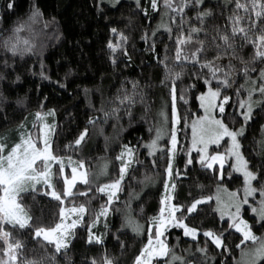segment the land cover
I'll return each mask as SVG.
<instances>
[{"label": "trees", "instance_id": "trees-1", "mask_svg": "<svg viewBox=\"0 0 264 264\" xmlns=\"http://www.w3.org/2000/svg\"><path fill=\"white\" fill-rule=\"evenodd\" d=\"M8 2L13 4L11 9L6 7ZM179 3L180 0H175V4ZM158 4L154 11L150 6L151 0H139V5L137 0H122L116 5L101 3V0H0V135L7 134L11 143L17 139V125L24 122L31 128L35 112L54 109L55 116L48 121L52 123L54 120L57 125L53 137L56 154L83 159L92 174H96L101 163L110 165L106 177L97 179L95 176L92 191L87 196L75 197L74 203H85L89 213L74 230L75 236L68 249L55 254V264H91L93 259L97 264H103L105 254L116 264H133L134 257L146 242V235L134 233L127 226L126 218L130 215L147 229L151 218L157 216L162 207L166 180L170 186L176 185L172 202L182 205H190L194 199L203 196L214 197L218 185L234 191L242 189L243 177L230 167L231 162L224 166L222 180L219 179V166L203 168L197 162L196 153L192 155L193 164L186 166L187 150L191 146L190 125L202 114L197 97L207 91L203 80L193 73L201 71L206 75L207 69L201 70L199 65L193 67L190 63L181 66L173 60L180 16L176 15V23H171L169 16L163 17V21L170 23L172 28L170 35L164 28H158L164 11L163 0H158ZM34 7L42 15L32 23L29 16ZM233 8L234 3L228 0H204L198 7L190 5L185 8L183 30L187 34L192 26L202 29L193 34L194 42L189 46H198L196 38L204 41L202 59L213 60L220 53L221 58L215 63L225 71L229 70V62L234 67L230 79L235 82L230 88H222V96L230 97L223 118L231 128L244 126V134L239 137L242 153L249 161L250 169L264 175V102L254 110L251 121L246 125L238 110L239 100L246 99L247 92L241 89L239 96L236 93V89L245 83L240 58L249 61L254 49L250 44L241 48L243 41L237 36V53L233 58L230 53L224 54L223 42L219 38L220 34L231 32L228 17ZM204 9L211 10V15L204 18L202 25L196 14ZM21 24L24 27L18 33L19 38L21 41L27 39L32 51L13 55L3 44ZM113 28L117 30L115 33ZM120 33L127 39L113 53L108 43H117ZM251 67L255 70L250 72V76L256 79L264 63L256 61ZM169 70L183 72L181 79L176 81L180 123L177 124L178 145L171 179L166 172L170 137L165 135L155 155H149L143 147L155 135L162 108L169 117L166 127H170L169 88L161 83L167 80ZM193 84L195 87L190 88L189 85ZM215 84L213 81V86ZM182 92L187 103L179 99ZM126 93H135L134 102L121 104L117 98ZM113 109L118 111L113 113ZM106 112L109 113L107 117ZM217 116L220 117L218 112ZM90 119L95 123L90 124ZM85 127L88 128L86 141L78 150H66L64 146L73 142ZM150 127L153 128L151 133ZM125 144L136 148L135 159L122 181L118 198L108 206L107 216H102L92 228L102 243L93 241L89 244L87 226L107 202V195L95 189L98 184L118 178L121 164L116 157ZM227 149L228 140H225L211 152H226ZM79 191H85L84 185L79 186ZM24 203L31 208L32 215L41 218L43 224L54 226L59 222L58 204L50 197L35 193L28 195ZM72 203L68 201L66 206L70 207ZM216 207L213 198L198 205L196 211L189 215L186 222L200 229L195 240L184 237L182 229L171 228L168 230L170 235L166 233L170 245H178L176 253L191 264H220L224 259L228 264H234L233 258L239 259L235 245L239 243L240 236L234 229L230 230L231 234L225 232V243L232 250L231 255L225 253L221 256V249L215 248L211 240L203 236L204 230L219 233L228 228L227 219L220 220ZM246 214L244 216L248 217L250 224H255L254 230H259L257 236L264 233V228L255 223L248 210ZM177 237H180L179 241ZM21 239L26 241L25 253L30 258L40 260L54 254L52 246L41 248L27 233ZM206 240L209 246L207 256L197 251V247H204Z\"/></svg>", "mask_w": 264, "mask_h": 264}, {"label": "snow or ice", "instance_id": "snow-or-ice-1", "mask_svg": "<svg viewBox=\"0 0 264 264\" xmlns=\"http://www.w3.org/2000/svg\"><path fill=\"white\" fill-rule=\"evenodd\" d=\"M203 2L204 0H180L179 4H175V0H163L164 11L161 14L162 21L158 25V28H164L171 35L170 23L164 22L163 17L169 16L170 22L176 23L175 17L179 15L180 21L177 25L179 32L175 39L173 60L181 66L190 63L193 67L199 65L201 70L207 69L206 75L201 71L193 73L203 80L207 86V91L202 92L197 97L204 115L192 120L191 146L187 150L186 166L193 164L194 159L191 157V152L195 150L198 155L197 162L203 168L213 169L214 165H219V179L222 180L226 160L231 157L230 167L235 172L242 174V189L229 191L227 188L218 185L214 197L203 196L194 199L190 205L173 203V197L168 195L161 200L162 207L159 214L151 218L147 229H144L129 215L126 218L127 226L137 235H146V242L142 244L138 254L134 257L133 264H191L185 257L176 253L175 248L178 245H170L166 233L170 235L169 228L182 229L184 237H192L195 240L200 229L190 226L186 220L191 213L196 211L198 205L212 201L213 198L217 206L215 210L218 212L220 220L224 221L227 217L228 228L219 233L210 229L204 230L203 236L210 239L215 248L221 249V256H224L225 253L231 255L232 250L225 243V232L231 234L230 230L235 229L240 239L239 243L235 245L236 249L239 250V259L233 258L234 264H264V233L257 236L253 231L255 224H250L242 216V210L250 211L255 223L264 228V175L250 169L249 161L241 151L239 137L244 134V126L242 125L239 129L231 128L223 118L226 115L225 106L230 97L228 95L222 96V88H230L235 82L230 79L234 67L229 62V70L225 71L218 63H215L221 58L220 53L213 60L202 59L201 54L205 51L204 41L196 38L195 44L198 46L189 47L194 42L193 34L199 33L202 29L192 26L188 29L187 34L183 30V25L186 22L184 20L185 8L190 5L198 7ZM228 2L234 3V8L228 17L231 25L230 34L225 32L219 36L223 42L224 54L230 53L233 58L236 57L235 40L237 36L243 41L240 45L241 48L244 44H250L254 49V54L249 61L240 58L245 83L236 89L238 96L241 89L247 92L246 99L239 100L240 115L246 123L252 118L253 107L264 102V67L260 68L259 76L256 79H252L250 76V72L255 70L251 67L253 62L264 63V0H228ZM137 4L139 5V0H137ZM150 6L156 11L159 7L158 0H151ZM6 7L11 9L13 4L8 2ZM41 15L39 9L34 7L29 16V21L35 23ZM145 15L147 16L146 10ZM210 15L211 10L204 9L197 12L196 19L203 25L204 18ZM23 27L24 25L21 24L14 30L13 36L4 41L3 46L13 55L17 53L23 55L25 52L32 51L30 42L27 39L21 41L19 38L18 33ZM116 31L115 28L112 29L113 33ZM153 35H155V31ZM126 39L127 37L120 33L117 43L113 44L112 41H109V49L115 53ZM219 47L220 45H217V48ZM152 48L155 49L154 44ZM124 54L127 55V52L125 51ZM166 59L167 57H165ZM161 63H165V61H161ZM182 75V71L173 72L169 70L167 80L161 81L162 85L169 88L171 99L170 127H166L169 124V117L162 108L159 113L161 118L159 126L155 127V135L143 145L148 150L149 155H154L160 148V140L165 135L170 137L171 147L167 149L169 159L166 169L169 179L173 175V157L178 145L177 124L180 123L176 106V81L180 80ZM213 81H216L215 86H213ZM258 81L259 83H257ZM135 87L136 85L133 84L134 89ZM189 87H195V85H189ZM255 93H259L262 99L255 100L253 98ZM134 95L135 93L133 95L126 93L117 99L121 104H124L125 101L134 102ZM179 99L187 103L183 92ZM112 111L115 113L118 109ZM217 112L220 114L219 118ZM108 115L109 113L106 112L105 117ZM54 116V109H49L46 112H35L32 127L29 128L24 122L17 125V139L11 143H9L7 134L0 135V264H55V254L68 249L72 238L75 236L74 230L89 213L85 203H74L75 197L87 196L88 192L92 191L91 185L95 176L105 175L107 172V163L101 167L99 173L92 174L86 168L83 159L74 160L71 155L56 154L53 150V137L56 134L57 125L54 120L52 123L46 122V117ZM186 121L187 118L185 117V123ZM89 123L93 124L95 121L90 119ZM152 131L153 128L150 127L149 132ZM87 136L88 128L85 127L79 136L73 142L66 144L64 148L66 150H78L79 146L86 141ZM226 137L230 140V147L226 152L209 151L210 146H219ZM135 153L136 148L134 146L123 145L121 153L116 157L121 164L118 178L109 183L97 185L95 191L106 194L107 202L106 205L101 206L99 212L95 213L91 223L87 226V242L89 244L93 241L96 244L102 243L101 237L96 236L92 228L102 216H107L108 206L113 203L114 198H118L117 193L121 190L122 181L135 159ZM68 168L71 169L70 173L66 171ZM80 185H84L85 191H79ZM175 187L176 185L173 183L171 188L175 189ZM165 189L166 191L169 189L167 180L165 181ZM35 193H42L57 202L59 222L55 223L54 226L43 224L41 218L32 215L31 208L24 203L28 195ZM68 201H73L72 206H66ZM69 220L70 222H68ZM105 227H107L106 224ZM25 233L41 248L47 249L48 246H52L54 254L50 257H41L40 260L27 256L25 253L26 241L21 239ZM176 239L179 241L180 237ZM121 247L123 248V243H121ZM208 250L207 240L204 247H197V251L205 256H207ZM91 264H97L95 259L92 260ZM103 264H116V261L105 254ZM220 264H228V260H221Z\"/></svg>", "mask_w": 264, "mask_h": 264}, {"label": "rangeland", "instance_id": "rangeland-1", "mask_svg": "<svg viewBox=\"0 0 264 264\" xmlns=\"http://www.w3.org/2000/svg\"><path fill=\"white\" fill-rule=\"evenodd\" d=\"M120 1H122V0H101V3H106V4H109V5H116L117 3H119ZM162 28V27H161ZM257 83H259V81L257 82ZM253 98L255 99V100H261L262 98L260 97V94L259 93H255L254 94V96H253ZM199 104H200V101H199ZM262 103H259V104H257V105H255L254 107H253V112H254V110L256 109V108H258L260 105H261ZM201 108V107H200ZM225 108L227 109V104H226V106H225ZM201 110H202V114L200 115V116H202V115H204V111H203V109L201 108ZM241 110L239 109L238 110V112H240ZM253 114V113H252ZM199 116H197L196 118H198ZM218 117V116H217ZM51 117H46V122H48L49 123V119H50ZM195 118V119H196ZM219 118V117H218ZM251 121V119L249 120V121H247L246 122V125H247V123H249ZM190 128H191V125H190ZM165 137V136H164ZM163 137V138H164ZM163 138L160 140V142L163 140ZM225 140H228V148L230 147V140L226 137L224 140H222L221 141V143H220V145L225 141ZM160 142H159V144H160ZM219 145V146H220ZM216 145H212V146H210V148H209V151L211 152V149L213 148V147H215ZM170 147H171V145H170ZM161 148V147H160ZM160 148L155 152V154H157L158 153V151L160 150ZM177 151V150H176ZM241 151H242V149H241ZM197 154V152L195 151V150H193L192 152H191V157H192V155L193 154ZM154 154V155H155ZM175 154H176V152H175ZM175 154H174V157H173V166H174V160H175ZM75 160V159H74ZM229 162H232V158L231 157H228L227 158V160H226V163H225V166L229 163ZM106 162H103V163H101L100 164V166H99V168H98V170H97V172H96V174L97 173H99V171H100V169H101V167L105 164ZM107 165H108V168H107V172H106V174L105 175H98V176H96V178L97 179H102L103 177H106L107 175H108V173H109V163H107ZM216 166H219V165H214L213 166V168H215ZM54 168H55V166H54ZM71 171V169L70 168H68L66 171L68 172V171ZM69 173V172H68ZM238 174H240L241 176H242V174L241 173H238ZM223 187H225V186H223ZM225 188H227V187H225ZM228 189V188H227ZM229 191H234V190H230V189H228ZM172 193H173V189L171 188V186L169 185V189L166 191L165 190V194H164V197H166V196H168V195H171L172 196ZM117 195H118V193H117ZM243 195V193L241 194V196ZM258 199V198H257ZM114 200H115V198H114ZM113 200V201H114ZM215 200V199H214ZM245 209H247V206H245ZM249 213H250V215L252 214L250 211H248ZM247 213V210H246V212H244V210H242V216H243V218L244 219H246V220H248V217H245L244 215H247L246 214ZM253 215V214H252ZM71 219V218H70ZM225 219H227V217H225ZM134 220V219H133ZM134 221H136V220H134ZM249 221V220H248ZM68 222H70V220L68 221ZM137 222V221H136ZM139 223V222H138ZM250 223V222H249ZM140 224V223H139ZM140 225H142V224H140ZM143 226V225H142ZM144 228V227H143ZM169 229H171V228H169ZM235 230V229H234ZM253 231L256 233V235H258V232H259V230H254L253 229ZM198 234H199V231H198V233H197V236H198ZM188 238H191V239H193L192 237H188Z\"/></svg>", "mask_w": 264, "mask_h": 264}]
</instances>
